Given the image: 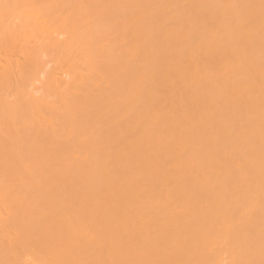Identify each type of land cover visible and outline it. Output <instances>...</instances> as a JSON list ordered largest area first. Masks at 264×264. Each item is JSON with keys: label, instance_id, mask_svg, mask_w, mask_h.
Returning a JSON list of instances; mask_svg holds the SVG:
<instances>
[{"label": "bare ground", "instance_id": "bare-ground-1", "mask_svg": "<svg viewBox=\"0 0 264 264\" xmlns=\"http://www.w3.org/2000/svg\"><path fill=\"white\" fill-rule=\"evenodd\" d=\"M0 264H264V0H0Z\"/></svg>", "mask_w": 264, "mask_h": 264}]
</instances>
